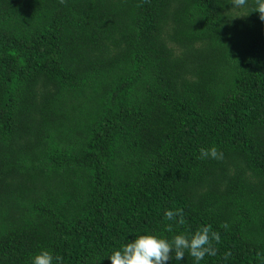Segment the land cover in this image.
<instances>
[{
  "label": "trees",
  "instance_id": "16d2710c",
  "mask_svg": "<svg viewBox=\"0 0 264 264\" xmlns=\"http://www.w3.org/2000/svg\"><path fill=\"white\" fill-rule=\"evenodd\" d=\"M254 10L255 0H0V264H29L40 249L60 264H110L135 234L203 225L216 251L200 264H264ZM210 146L221 159L199 158ZM165 209L179 215L169 222ZM170 256L193 264L187 251Z\"/></svg>",
  "mask_w": 264,
  "mask_h": 264
},
{
  "label": "clouds",
  "instance_id": "9594fccd",
  "mask_svg": "<svg viewBox=\"0 0 264 264\" xmlns=\"http://www.w3.org/2000/svg\"><path fill=\"white\" fill-rule=\"evenodd\" d=\"M239 5H245L246 0H237ZM259 14V19L264 21V0H255V10ZM222 153L217 151L215 146L199 149L201 159H221ZM178 210L165 209L163 217L171 222L178 216ZM226 227V225H225ZM164 230L170 232L172 224L164 225ZM218 237L212 233V240ZM185 251L193 258V264H200L205 256L215 255V248L209 238V227L203 225L191 233H176L170 239L163 235L144 232L135 234L131 239H126L124 243L111 249L107 255L110 264H167L173 258L170 253H174V259L181 260ZM60 264L61 257L54 256L50 250L40 249L30 256L29 264Z\"/></svg>",
  "mask_w": 264,
  "mask_h": 264
}]
</instances>
